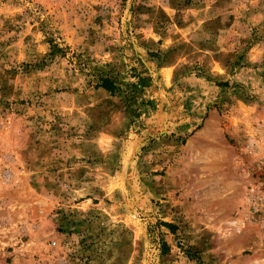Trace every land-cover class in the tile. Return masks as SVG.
<instances>
[{
    "label": "rangeland",
    "instance_id": "obj_1",
    "mask_svg": "<svg viewBox=\"0 0 264 264\" xmlns=\"http://www.w3.org/2000/svg\"><path fill=\"white\" fill-rule=\"evenodd\" d=\"M0 264H264V0H0Z\"/></svg>",
    "mask_w": 264,
    "mask_h": 264
},
{
    "label": "trees",
    "instance_id": "obj_2",
    "mask_svg": "<svg viewBox=\"0 0 264 264\" xmlns=\"http://www.w3.org/2000/svg\"><path fill=\"white\" fill-rule=\"evenodd\" d=\"M131 70L134 71V72L136 71L135 68H132ZM98 82L99 83H97L96 86L104 89L108 93H114V91H116V89H117V87L115 85V82L112 79H110V78H105V77L104 78H100ZM140 83H141V85L144 84V77L140 78ZM163 226H165L167 228H171L168 225H163ZM162 247L165 248L164 250H166V248H167L164 243H162Z\"/></svg>",
    "mask_w": 264,
    "mask_h": 264
}]
</instances>
